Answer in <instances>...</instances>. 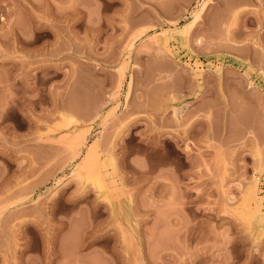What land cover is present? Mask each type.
<instances>
[{
    "label": "rangeland",
    "instance_id": "rangeland-1",
    "mask_svg": "<svg viewBox=\"0 0 264 264\" xmlns=\"http://www.w3.org/2000/svg\"><path fill=\"white\" fill-rule=\"evenodd\" d=\"M260 221L264 0H0V264H264Z\"/></svg>",
    "mask_w": 264,
    "mask_h": 264
},
{
    "label": "bare ground",
    "instance_id": "bare-ground-1",
    "mask_svg": "<svg viewBox=\"0 0 264 264\" xmlns=\"http://www.w3.org/2000/svg\"><path fill=\"white\" fill-rule=\"evenodd\" d=\"M205 7H206V6H204V7L202 8V10L199 11V13H198L199 15L204 11ZM198 14H197V15H198ZM196 18H197V17H196ZM258 154H260V153H258ZM258 154H257V155H258ZM260 155H262V153H261ZM260 157H261V159H262V156H260ZM259 159H260V158H259ZM259 163H260V162H259ZM261 165H262V164H261ZM260 168H262V167L260 166ZM257 180H258V179H257ZM257 180H256V181H257ZM97 182H100V181H97ZM255 184H256V182H255ZM98 186H99L100 189L103 188L100 184H99ZM252 189H253V188H252ZM253 190L255 191V189H253ZM252 192H253V191H252ZM253 193H254V192H253ZM254 194H255V193H254ZM260 224L263 225L264 222H263V221H260Z\"/></svg>",
    "mask_w": 264,
    "mask_h": 264
}]
</instances>
